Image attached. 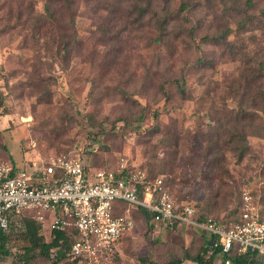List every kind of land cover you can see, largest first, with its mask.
Here are the masks:
<instances>
[{"label": "rangeland", "instance_id": "rangeland-1", "mask_svg": "<svg viewBox=\"0 0 264 264\" xmlns=\"http://www.w3.org/2000/svg\"><path fill=\"white\" fill-rule=\"evenodd\" d=\"M151 1L140 16L143 0H0V167L34 171L56 156L80 158L91 173L125 164L162 175L178 199L219 221L242 212L246 193L264 211L263 106L252 115L264 77L246 90L238 36L229 37L232 48L204 40L236 27L238 18L221 0ZM165 14L162 30L157 19ZM253 33L264 49L263 27L243 34L247 53L257 48ZM183 76L186 96L175 83ZM241 108L247 115L238 129L245 125L249 145L243 159L234 150L238 138L222 145L236 132L228 119ZM126 205L133 229L114 256L93 264H142L143 257L165 264L203 246L207 235L185 222L176 229L156 222L149 236L140 207ZM41 227L50 240V225ZM23 245L10 242L17 253ZM28 264L54 263L37 257Z\"/></svg>", "mask_w": 264, "mask_h": 264}, {"label": "built area", "instance_id": "built-area-1", "mask_svg": "<svg viewBox=\"0 0 264 264\" xmlns=\"http://www.w3.org/2000/svg\"><path fill=\"white\" fill-rule=\"evenodd\" d=\"M124 203L149 208L164 227L185 222L218 235L224 252L236 246L242 252L257 251L264 259V211L247 193L240 221L227 227L214 218L194 220L195 207L178 202L163 177L151 178L145 170H129L125 164L91 173L80 158L56 156L34 171L0 167V229L9 232L12 221L23 227L25 217L49 224L51 230L72 229V255L80 264L98 263L133 229L135 219Z\"/></svg>", "mask_w": 264, "mask_h": 264}, {"label": "trees", "instance_id": "trees-1", "mask_svg": "<svg viewBox=\"0 0 264 264\" xmlns=\"http://www.w3.org/2000/svg\"><path fill=\"white\" fill-rule=\"evenodd\" d=\"M68 1V0H67ZM263 0H221L224 4L225 12L228 14H232V18H238V23L236 27L227 26L225 27L221 33L217 36L213 37H204V40L213 41L217 43H225L230 45L232 44L231 39L229 38L231 35L238 36V45L236 54H241L242 62L245 63L243 66V77L244 86L247 88H253V85L258 84L260 79L264 77V49L260 47L259 39L256 37V33L249 35V41L252 44L257 45V48L254 49L253 53H247L249 50L248 41L242 38L243 34L246 32L257 30H261L264 27V5H262ZM145 5H139V13L140 16L147 15L152 10V1L151 0H143ZM190 7V6H189ZM188 4H183L182 8H189ZM49 17H54L53 9L50 6H46ZM154 10V9H153ZM154 14L156 11H153ZM166 10L164 13H167ZM169 14H165L159 16L157 22H159V26L162 30L166 29V26L169 24ZM231 42V43H230ZM232 48V47H231ZM233 49L234 46H233ZM232 49V52H234ZM250 55V56H249ZM199 62L203 64L205 62L204 57L201 56L199 58ZM175 83L178 91L186 96L187 95V82L186 78L183 76L181 79H175ZM256 93L254 95L256 102L253 104V107L257 110L252 115L259 114V110L264 108V105H260V100L264 102V90L262 87L257 86ZM166 95L168 98L169 92L166 91ZM244 93V92H243ZM245 95V94H244ZM1 96V95H0ZM1 106V105H0ZM261 106V108H260ZM238 116L236 118H229L228 123H236L231 129H235L232 135L226 137V140L222 145L232 144L238 138V143L235 144L234 150L238 155L239 159H243L246 152L249 149V145H245L247 141V134L245 133V125H242V133H239L238 125L241 121L246 117L247 112L241 108L240 112H237ZM230 130V128H228ZM156 130V127L154 128ZM219 140L222 137V133L218 131ZM213 135H216L213 133ZM212 135V136H213ZM217 139V138H216ZM94 141V140H93ZM179 143V142H178ZM177 143V145H178ZM87 167V166H86ZM129 170L134 169L128 167ZM117 170V169H111ZM148 176L151 178L163 177L162 175ZM164 179V177H163ZM165 186L171 190V187L166 183L164 179ZM172 191V190H171ZM176 197V196H175ZM178 202L188 203L195 207L196 213L193 216L194 220L198 222H205L208 218H214L209 216L204 212H200L195 203L180 200L176 197ZM124 206L127 207L126 203ZM141 209V214L147 221L148 224V234H152L154 231V226L156 223L155 213L145 206H139ZM123 210H116L115 213L122 212ZM232 219L227 221V223L221 220L222 223L226 224L227 227H230L232 223L240 221L241 212L231 211L230 212ZM177 223L171 227H167L170 229H176ZM41 225L37 223L34 219L25 217L23 222V227H17L15 222H11V227L9 232H5L0 229V260L2 257H12L11 264H28L33 259L37 257H42L46 259H51L54 264H59L62 261H65L67 264H80V258H73L72 248L75 240V232L72 229L67 230H52L51 231V239L47 240L45 236L41 232ZM198 230L204 231L207 235L203 246L196 254L186 253L183 257L171 258L165 264H186V261H192L195 264H213V262L218 258L221 259V262L225 264L227 260L231 262V264H264V259L261 258L257 251L252 249H248L246 251H239L238 247L233 246L229 252L223 251V243L221 241L220 236L212 234L203 228H197ZM16 237L20 238L24 241L23 252L17 253L13 251L10 246L11 240ZM116 249H114L109 255H115ZM108 255V256H109ZM86 261V260H85ZM142 264H155L153 261H149L147 257H143L141 259Z\"/></svg>", "mask_w": 264, "mask_h": 264}, {"label": "crops", "instance_id": "crops-1", "mask_svg": "<svg viewBox=\"0 0 264 264\" xmlns=\"http://www.w3.org/2000/svg\"><path fill=\"white\" fill-rule=\"evenodd\" d=\"M159 225H161L162 227H164L162 224H159Z\"/></svg>", "mask_w": 264, "mask_h": 264}]
</instances>
